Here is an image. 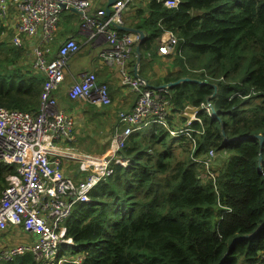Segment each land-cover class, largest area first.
<instances>
[{"label": "trees", "instance_id": "obj_1", "mask_svg": "<svg viewBox=\"0 0 264 264\" xmlns=\"http://www.w3.org/2000/svg\"><path fill=\"white\" fill-rule=\"evenodd\" d=\"M179 1L144 0L129 26L143 33L142 65L165 32L174 35V71L162 81L194 82L169 88V129L185 124L170 115L186 106L199 121L189 137L154 125L129 136L119 152L126 166H112L65 221L72 244L60 246V264H252L264 251V0ZM66 13L59 39L78 24ZM24 53L0 42V107L36 112L44 78ZM207 104L214 113L199 109ZM209 151L225 156L202 181L199 159ZM13 172L0 164V192ZM0 264L40 263L28 253Z\"/></svg>", "mask_w": 264, "mask_h": 264}, {"label": "built area", "instance_id": "obj_2", "mask_svg": "<svg viewBox=\"0 0 264 264\" xmlns=\"http://www.w3.org/2000/svg\"><path fill=\"white\" fill-rule=\"evenodd\" d=\"M134 0H115L106 16L104 9L91 11L90 0H0L1 37L16 48H24L30 67L39 73L44 82L36 112H24L0 107V164L14 169L6 176V186L0 192V234L10 227H20L33 237L31 243L3 246L0 249V263L10 262L17 256L30 253L36 261L46 264H60L58 259L61 245H71L66 237L65 221L72 214L76 204L89 200L91 191L112 174V166L125 167L127 161L121 157L129 136L136 130L159 126L169 135L183 134L189 137L193 131L191 123L199 121L196 112L179 128L169 129V88H149L131 75L126 62L134 53V46L140 40L138 34H118L123 9ZM167 8H177L179 0H158ZM74 8L80 15L82 29L90 32L89 41L103 39L106 47L97 58L105 66L115 68L121 86L135 94L131 110L119 112L111 132L107 151L102 155L80 154L68 142L74 140L73 119L57 107L52 92L64 80L66 65L71 56L80 50L78 43L65 39L57 48L54 57L47 59L48 44L55 39L58 23L63 11ZM12 22L13 30L4 26ZM38 38L32 42V38ZM158 54H172L176 39L170 32L161 36ZM70 100L84 101L98 106H108V87L97 83L94 73L87 72L71 83L67 90ZM210 115L212 107H200ZM182 114V113H181ZM180 114V115H181ZM184 115V113H183ZM214 153L199 159L204 170L213 165ZM63 160L77 164L80 179L65 174ZM264 261V251L258 252Z\"/></svg>", "mask_w": 264, "mask_h": 264}, {"label": "crops", "instance_id": "obj_3", "mask_svg": "<svg viewBox=\"0 0 264 264\" xmlns=\"http://www.w3.org/2000/svg\"><path fill=\"white\" fill-rule=\"evenodd\" d=\"M91 2V11L104 9L107 0H90ZM144 1H133L131 3L133 6H126L121 15V24L116 26L118 29L119 26L133 28L130 27L129 24L135 18L136 11L139 6H142ZM113 5V4H112ZM111 5V6H112ZM130 5V4H129ZM110 6V8H111ZM111 11V10H110ZM64 12V11H63ZM61 13V16L63 14ZM65 12H71L70 9ZM73 13V12H72ZM78 16H80L77 12H74ZM106 14V12H105ZM60 16V17H61ZM79 21V20H78ZM4 26L8 27L10 31L13 30L12 22L10 20L4 21ZM64 31V26L60 25V20L57 27V32L55 35V39L57 35L59 36L61 32L60 29ZM3 27H0V40H9L10 32L7 33L8 36L1 37V31H3ZM119 30V29H118ZM64 37L60 40H53L48 44V48L50 52L46 55L47 59H52L54 54L58 48V46L68 38L74 39L80 50L71 56L67 62L64 80L62 84L58 87L57 90L52 92V96L55 98L57 107L66 112L74 122L73 129V137L74 140L72 142H68V144L72 145V147L76 150L77 148L74 146V143H78L82 148H86L92 151V153H84L77 151L80 154H88V155H102L104 154L109 146V141L111 138L112 128L114 127L117 121V115L119 112H127L132 109L136 96L132 93L128 88L121 86L118 76L117 70L115 68H110L100 63L97 58L98 52L105 48L107 45L103 41V39H99L97 42H90L89 36L90 32L86 29H82V25L75 26L70 32H65ZM59 39V38H58ZM32 42H37L38 38H32ZM142 41V40H141ZM140 40L134 46V53L131 54L126 62V67L131 75L135 76L134 68L136 66V75L138 76V72L143 77H140L141 80L145 83L146 86H150L149 88H157L165 85L162 81L163 77L169 71H174L172 68V60L171 54L161 55L158 54V48L154 52H150L146 54L145 64L142 65L141 60L137 63V54L135 53V48L138 47V44L141 42ZM53 42L55 46L51 49L50 45ZM97 46V47H96ZM159 47V46H158ZM16 48V47H15ZM22 49H24L22 47ZM82 49H86L87 56L90 57L94 54L95 59H91V63L87 61L86 56L77 55L80 54ZM25 50V49H24ZM139 51V49H138ZM139 53V52H138ZM153 53V54H151ZM25 56L24 58L27 60L28 65H30L29 59ZM136 59L135 64L133 65V61ZM148 60L150 61V67H148ZM30 70L34 73L30 67ZM92 72L96 77L97 83H104L108 87V94L110 97V104L108 106H98L96 104H92L84 101H73L70 100L67 96V90L72 82L77 81L80 76L84 73ZM40 75L39 73H37ZM41 76V75H40ZM146 80V81H145ZM149 82V84H148ZM62 86V87H61ZM168 102L172 107L171 103V93L168 97ZM172 110V109H171ZM189 110L191 115L196 112L197 108L186 106L182 111V114L174 115L171 114V121L179 124L178 118L183 117L184 111ZM172 112V111H171ZM190 115V116H191ZM63 169L66 175H69L71 178L80 179V172L78 171L77 164L72 162L71 160H63ZM33 240L32 236H29L27 233L23 232L20 227H10L7 230L3 231L0 234V249L3 246H15L19 244H28Z\"/></svg>", "mask_w": 264, "mask_h": 264}, {"label": "rangeland", "instance_id": "obj_4", "mask_svg": "<svg viewBox=\"0 0 264 264\" xmlns=\"http://www.w3.org/2000/svg\"><path fill=\"white\" fill-rule=\"evenodd\" d=\"M135 1V0H134ZM137 1H139V0H136V2ZM140 1H144V0H140ZM133 3V2H132ZM64 14H63V16H66V17H69L70 18V16H69V14H67L65 11L63 12ZM62 16L60 17V24H61V21H62ZM78 24H77V26H81L82 25V23H83V21H82V19H81V17L80 16H78ZM60 31H63L62 30V28L60 29ZM55 40H60V39H58V35H57V37H56V39ZM0 42H4V43H6V44H8L5 40H0ZM50 47H51V49H53L55 46L53 45V42L51 43V45H50ZM97 47V46H96ZM16 49H20V48H16ZM96 52H93V55H91L90 57H88L87 56V53H86V49H82L81 50V52H80V54L79 55H77L78 57H80V56H86L87 58V61L89 62V63H91L90 61H91V59H95V56H94V54H95ZM27 58H29L31 61H32V57L31 56H26ZM127 70H128V68H127ZM129 72V71H128ZM62 87V86H61ZM190 115H191V112H189V110H186V111H184V115H183V117L182 118H185L186 119V122H187V120L190 118ZM117 119V118H116ZM146 130H148V129H146ZM181 135H183V134H180V135H176V136H171L170 135V137H173V138H178L179 136H181ZM69 146H71L72 147V145H70L69 144ZM74 146L77 148L76 150L77 151H80V152H84V153H92V151L91 150H89V149H86V148H82L78 143H74ZM225 153H222V154H220V155H218V154H214L213 156H214V162H213V164L214 165H211L212 167L209 169V170H204L203 172H201V173H199L200 175V178H201V180L202 181H205V180H207V179H214L215 177H216V174H215V172L214 171H216L217 170V166H218V164H219V161L222 159V158H224V155ZM213 170V171H212ZM262 256L263 255H261L260 253H257L256 254V257H255V261L252 263V264H264V261L263 260H261L262 259ZM59 259V258H58ZM60 260V259H59ZM62 260V259H61ZM77 260V262L79 261V259H76ZM39 263L40 264H46L44 261H39ZM238 264H243L242 263V259L240 258L239 260H238Z\"/></svg>", "mask_w": 264, "mask_h": 264}, {"label": "water", "instance_id": "obj_5", "mask_svg": "<svg viewBox=\"0 0 264 264\" xmlns=\"http://www.w3.org/2000/svg\"><path fill=\"white\" fill-rule=\"evenodd\" d=\"M115 2V0H107L106 2V5H105V12H106V16H109L110 15V6ZM70 11L71 12H77L74 8H70ZM118 29L120 31H125L127 33H133V34H138L139 35V38H140V41L143 39V33L142 31L138 30V29H135V28H127V27H123V26H119ZM138 47L135 48V53L137 54V63H139V60H140V55L138 53ZM134 74H135V77L136 78H139L141 80L140 77H138L136 75V66L134 68ZM189 81H192L194 82L193 80L189 79V78H181L179 79L178 81L176 82H173V83H169V84H165L164 86H167L168 88H171L175 85H177L178 83H181V82H189ZM147 87H150V86H147ZM214 90H215V87H214ZM214 113V111H212ZM256 138L259 140V144L261 145L262 143V137L260 135H257ZM260 159V158H259Z\"/></svg>", "mask_w": 264, "mask_h": 264}, {"label": "bare ground", "instance_id": "obj_6", "mask_svg": "<svg viewBox=\"0 0 264 264\" xmlns=\"http://www.w3.org/2000/svg\"><path fill=\"white\" fill-rule=\"evenodd\" d=\"M85 202H87V201H85ZM85 202H84V203H85Z\"/></svg>", "mask_w": 264, "mask_h": 264}]
</instances>
